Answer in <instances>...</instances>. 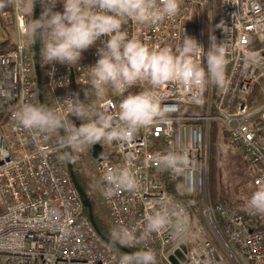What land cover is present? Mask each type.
I'll return each instance as SVG.
<instances>
[{
    "label": "built area",
    "instance_id": "2783aa9c",
    "mask_svg": "<svg viewBox=\"0 0 264 264\" xmlns=\"http://www.w3.org/2000/svg\"><path fill=\"white\" fill-rule=\"evenodd\" d=\"M20 2L11 4L13 46L0 51V90L8 93L0 95V110L9 98L15 101V108L0 121V198L4 207L0 212V264H119L83 214L84 205L61 154L67 150L60 142L61 134L37 138L14 118L21 105L39 104L33 58L25 51L31 41L22 35L27 16L18 10ZM53 10L62 13V3ZM41 11L39 4V16ZM205 15L212 27L216 26L228 60L227 82L218 85L214 111L206 90L198 93L172 83L156 89L162 105L171 109L168 120L139 131L131 143L114 142L111 155L104 154L99 144L103 159L93 158L98 179L95 197L111 232L120 227L133 230L138 238L133 247L154 250L161 264H172L169 258L182 245L186 247L185 261L175 256L179 264H264V215L255 213L258 226L252 229L244 214L213 204L206 175L210 125L216 122L257 173L253 185L264 184V0H182L175 17L153 25L129 20L125 30L129 38L139 39L153 50L170 47L175 51L183 35L195 38L205 48ZM40 45L42 53L43 43ZM100 47L97 41L82 53L79 70L55 62L45 64L48 107L74 125L66 100L74 98L73 94L82 101L87 91L86 102L92 109L118 111L122 97L111 89L103 98L92 91L88 68L99 59ZM128 91L137 94L141 88ZM181 150L188 153L191 176L187 183L181 176L180 188L199 200L202 221L197 220L196 225H192L187 207L167 192L156 174L158 157ZM119 167H128L135 174L140 189L108 196L102 177L107 170ZM157 201H172L185 210L186 234L177 235L173 224L141 238L145 216L151 211L149 203Z\"/></svg>",
    "mask_w": 264,
    "mask_h": 264
},
{
    "label": "clouds",
    "instance_id": "9594fccd",
    "mask_svg": "<svg viewBox=\"0 0 264 264\" xmlns=\"http://www.w3.org/2000/svg\"><path fill=\"white\" fill-rule=\"evenodd\" d=\"M16 3V0H9ZM42 11L33 19L37 0H21L18 10L31 19L26 20L22 35L33 43H43L42 57L45 64L54 62L77 67L82 53L94 47L99 59L90 69L92 91L103 98L109 89L122 97L118 111L94 110L81 101L76 94L66 99L72 116L83 123L79 127L44 104L25 103L15 112L14 118L25 131L37 138L59 135L61 144L68 149L65 157L75 159L73 153H81L96 144L134 141L141 130L149 129L168 120L171 109L161 103L156 89L169 83L188 90L203 93L209 85H224L226 81V48L223 42L211 37L210 47L205 50L195 38L183 35L182 42L174 51L170 47L150 49L139 39L129 38L125 25L129 20L139 24H158L175 17L182 0H38ZM62 3L63 12L54 11ZM6 6L0 0V10ZM105 37V41H101ZM255 60V57H250ZM206 62V65L202 63ZM54 70V69H53ZM148 84L150 88H144ZM140 87L133 94L128 90ZM128 93L126 96L125 93ZM7 91L0 90L6 96ZM88 98V92H84ZM161 171L183 176L186 183L191 173L186 150L170 151L158 157ZM102 179L108 185L106 195L119 191L135 192L140 182L128 167L112 168ZM186 190H190L186 188ZM248 209L264 215V184L251 194ZM151 211L145 216V229L141 238L161 233L175 224L177 235L186 234L185 210L172 201L149 203ZM113 243L133 246L138 239L133 230L125 227L111 233ZM157 254L152 249L122 254L119 264H157Z\"/></svg>",
    "mask_w": 264,
    "mask_h": 264
},
{
    "label": "trees",
    "instance_id": "16d2710c",
    "mask_svg": "<svg viewBox=\"0 0 264 264\" xmlns=\"http://www.w3.org/2000/svg\"><path fill=\"white\" fill-rule=\"evenodd\" d=\"M33 18V17H32ZM31 19L30 16H27V20ZM0 24L3 26V28L9 27L10 32L8 35H11L14 32L15 36V27H14V15L12 7H5L2 10H0ZM5 30V29H4ZM202 31L204 32V43H205V50L210 47L211 37L215 36L218 42V31L216 29V26L212 27L210 20L207 18V16H203V25H202ZM3 41H0V51L6 50L7 48H10L13 46V44H10L6 46V49H3L1 46L6 44L8 39V36L5 38L2 36ZM41 45L39 48V54H38V62H39V73L41 74V98L43 100V104L47 105L46 98H45V62L42 57L41 53ZM27 53L32 56L33 58V42L31 41L30 44L27 46L26 50ZM203 64L206 65V62H203ZM206 96H207V102L210 103L212 106V112L214 111L213 106L216 104V101L218 99V85L212 84L209 85L206 88ZM86 104V99L82 100ZM39 105V104H38ZM88 105V104H87ZM15 108V101L12 99H8L6 103L3 105V107L0 110V121L4 119L7 114L9 113V110ZM204 109V107H202ZM72 120L75 122V126L79 127L82 121L77 119L76 117L72 116ZM210 142H209V157H208V187H209V198L211 199V202L213 204L221 203L226 209H232L238 213L244 214L245 218L249 221L252 229H256L258 226V220H256V215L254 212L250 211L248 209V202H246V199H249L251 194L258 188L255 185H253L252 182V190L246 195V199L238 198L235 199L233 197H227L222 190L220 189V186L218 185V179H219V168H220V156L223 154L225 150L228 151L229 155L231 154V148L232 149H239L241 150L242 154L243 151L239 147H236L232 142L231 139L228 136V133L222 126H220L218 123L213 122L210 125ZM63 131V130H62ZM233 153V152H232ZM61 154L65 155V151H61ZM75 156V154L73 153ZM244 155V154H243ZM73 160L71 159V165L74 171L75 179L77 180L81 190L86 194L89 203L91 204V215H93V220L95 227H97V230L100 234L107 238H111V230L107 221V218L102 214V210L100 206L97 203V198L95 197V191L94 189L97 188V179L95 177H90L89 174L86 176L85 174H82L81 168L78 166V159L77 156ZM240 157V156H239ZM245 157V156H244ZM244 160V159H243ZM245 161V160H244ZM250 170L252 171L253 176H256L257 173L255 172L254 168L251 167ZM156 174L158 177L161 178L164 184V188H166L167 192L171 193L175 200L181 201L188 209L189 216L192 217L195 215L197 219H201L200 212L197 210V204L198 199L196 196H193L192 198L188 197L186 193L183 191L182 188H180L181 184V176H169L168 171H161L160 168L156 170ZM84 175V176H83ZM88 210L87 208H84L83 214L87 216ZM112 239V238H111ZM106 247L109 249L110 253L115 257L117 261H119L122 253L120 250H117L113 246H109L105 244ZM121 245V244H120ZM124 246V245H121ZM128 250L134 252L141 251L140 249L134 248L133 246H125ZM157 264H161L157 261Z\"/></svg>",
    "mask_w": 264,
    "mask_h": 264
},
{
    "label": "rangeland",
    "instance_id": "374dc122",
    "mask_svg": "<svg viewBox=\"0 0 264 264\" xmlns=\"http://www.w3.org/2000/svg\"><path fill=\"white\" fill-rule=\"evenodd\" d=\"M10 29L9 27L3 28V26L0 24V41H3L2 36L5 38L8 36L9 39L7 40L6 44L1 46L3 49H6V46L13 44L15 41L14 32L11 35H8ZM101 145L103 146L104 154L111 155L113 153V148H114L113 143L110 145L109 144H101ZM91 147L87 148L85 151L81 153H74V154L75 156H77L78 166L79 168H81L82 174H85L86 176H88L87 174H89L90 177L92 176L95 177V179H97V176L93 171L94 159L91 156ZM231 151L233 153L231 152V154L229 155L228 151L225 150L223 154L220 156L218 185L222 190L221 192H223L227 197L229 196L235 199L238 198L246 199V195L252 190L253 187L252 182L255 176H253L252 171L250 170L249 163L245 159L241 150L231 148ZM62 156L64 157V154H62ZM207 174H208V167H207L206 175ZM207 187H208V175H207ZM208 192H209V187H208ZM246 202H248V199H246ZM3 209H4L3 200L0 198V212ZM190 218L192 225H196L197 220L202 221V218L197 219L195 215H193Z\"/></svg>",
    "mask_w": 264,
    "mask_h": 264
},
{
    "label": "water",
    "instance_id": "95a60500",
    "mask_svg": "<svg viewBox=\"0 0 264 264\" xmlns=\"http://www.w3.org/2000/svg\"><path fill=\"white\" fill-rule=\"evenodd\" d=\"M38 8H39V2L37 0V3L34 5V11H33V19H38L39 18V14H38ZM40 43L41 41L39 39H37L36 42L33 43V62H34V66H35V74L37 77V98H39V104H43V100L41 98V90H42V86H41V74L39 73V62H38V54H39V48H40ZM61 136H63V132L61 130L60 132ZM69 151L68 149L65 151V153ZM101 151H102V147L99 144H96L94 146L91 147V156H93L94 159L96 160H102L103 159V155H101ZM65 157V155H64ZM66 165H67V169L69 171V175H70V179L73 182V185L75 186L77 192H79V195L81 197L82 200V204L84 205V208H87L88 213H87V217L89 220V223L91 225V227H93V229L95 230L97 236L107 245L109 246H113L114 248H116L117 250H120L122 253L124 254H131L133 253L132 251L128 250L125 246H121L119 243H113L112 239L107 238L105 236H103L102 234L99 233V231L97 230V227H95L94 224V220H93V215H91V204L88 201V198L86 196V194L81 190L77 180L75 179L74 176V171L71 165V159L66 158ZM180 250H176L174 252V255H172L169 260L172 264H179V262L177 260H175V256L178 258V260H180V262H184L185 261V257H184V251L186 250V247L184 245L180 246Z\"/></svg>",
    "mask_w": 264,
    "mask_h": 264
},
{
    "label": "crops",
    "instance_id": "0c3cea01",
    "mask_svg": "<svg viewBox=\"0 0 264 264\" xmlns=\"http://www.w3.org/2000/svg\"><path fill=\"white\" fill-rule=\"evenodd\" d=\"M4 2H5V4H6L5 7H9V6H11V4H12L11 2H9V0H4ZM5 7H4V8H5Z\"/></svg>",
    "mask_w": 264,
    "mask_h": 264
}]
</instances>
